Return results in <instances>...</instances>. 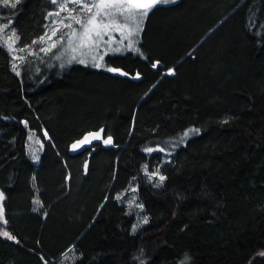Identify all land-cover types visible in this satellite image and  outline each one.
Returning a JSON list of instances; mask_svg holds the SVG:
<instances>
[{
    "label": "trees",
    "instance_id": "trees-1",
    "mask_svg": "<svg viewBox=\"0 0 264 264\" xmlns=\"http://www.w3.org/2000/svg\"><path fill=\"white\" fill-rule=\"evenodd\" d=\"M51 7L23 0L0 16L27 46ZM140 46L107 56L128 76L60 68L54 52L17 75L0 41V232L15 237L0 235V264H264V0L162 5ZM28 127L44 142L39 164ZM101 128L113 145L70 153ZM176 140L166 162L157 149ZM155 167L161 187L146 174ZM131 183L148 216L138 233L117 199Z\"/></svg>",
    "mask_w": 264,
    "mask_h": 264
},
{
    "label": "snow or ice",
    "instance_id": "snow-or-ice-1",
    "mask_svg": "<svg viewBox=\"0 0 264 264\" xmlns=\"http://www.w3.org/2000/svg\"><path fill=\"white\" fill-rule=\"evenodd\" d=\"M176 0H51V3L57 5L58 10L49 12V17H61V13H66L63 18L53 21V27L49 32L40 36L38 40L43 46L39 48V52L48 55L57 47L64 48L66 53L71 54L70 60L77 61L80 64L87 65L91 61L92 66L96 68L105 67L110 73L119 74L121 76H128L129 73L119 67H107L104 64V57L109 53L116 54L123 51L135 50L138 43L137 37L143 31L144 21L149 17L150 13L158 9L162 5L175 3ZM20 3V0H0V4L4 7H10L15 9ZM73 5L74 7H69ZM61 27L67 29L66 32H61ZM10 28V24L0 25V33L5 32ZM59 33V35H58ZM115 34H119V39ZM107 37V39H106ZM55 38V39H53ZM20 40L19 35L14 29L11 31V35L4 41L9 53H15L17 51L15 45ZM33 45L37 44V41L32 42ZM122 46V47H121ZM30 49V46H28ZM103 49V51H102ZM25 48L19 49V51H25ZM30 54L37 56L38 53L30 51ZM60 59V57H57ZM13 59H19L24 61V57L13 56ZM161 61L157 60L152 64V67L158 68ZM63 67V65H61ZM12 71L20 75L17 70V65L13 63ZM168 75H174L175 69L170 68L167 70ZM136 79L140 78V73L137 72ZM27 125V121L23 122ZM104 129L101 128L98 131H91L83 135L81 139L74 141L71 144L72 151H79L86 146L92 145L93 141H101L104 145H113V137L108 135L106 138L102 136ZM199 129H189L184 132V136L187 137L190 133H198ZM44 135L47 137L48 133L45 131ZM31 139V136L29 137ZM160 152H164V148L157 149ZM149 153L153 151L152 148L146 149ZM34 159H39L38 156L33 155ZM88 165L85 163V169ZM150 179L158 178L159 183L157 187L162 186L166 177L160 174L159 169L155 172L147 173ZM5 199L3 191H0V202ZM119 199V197H117ZM36 205L41 208L43 204L39 199L34 200ZM141 209L143 205H137ZM34 211L38 209H33ZM0 222L4 225L8 224V220L5 218V210L3 204L0 203ZM148 223V218L143 219V224ZM138 225H133L132 231L136 232ZM0 235L7 237L8 239H15L8 231L0 232ZM264 257V252L260 253Z\"/></svg>",
    "mask_w": 264,
    "mask_h": 264
},
{
    "label": "rangeland",
    "instance_id": "rangeland-1",
    "mask_svg": "<svg viewBox=\"0 0 264 264\" xmlns=\"http://www.w3.org/2000/svg\"><path fill=\"white\" fill-rule=\"evenodd\" d=\"M22 1L23 0H20V3ZM176 2H178V0H176ZM171 4H174V3H170V4H167V5H171ZM0 7L7 8V9H12L10 7H4L2 4H0ZM69 7H74V6L73 5H69ZM57 10H58L57 5L52 4V7L49 9L48 13L49 12H54V11H57ZM65 15H67V14L66 13H61V17H59V18H57V17H49L48 16V27H47L46 32H49V34H50V28L53 27V21L57 20V19H61ZM146 20L144 21L143 31H144V28H145ZM13 23H14L13 17H11L9 15L0 16V25H2V24H10V28L9 29H6L5 32L0 33V41L3 44H4V41L7 39V37L11 35L12 29H14L16 31ZM66 31H67V29H64V28L61 27V32H66ZM143 31L140 33L139 37H137L138 43L136 44V48L139 49V52H137L135 50H129V51H123L122 53H116V54L109 53V55L113 56V55H120V54H125V53H128V52H132V53H135L137 55L143 56L144 54H143V51H142L141 46H140V43H141V40H142ZM58 35H59V33H58ZM115 36H116L117 39H119V34H115ZM53 39H55V38H53ZM106 39H107V37H106ZM36 41H37V44H35V45L30 44V45H27V46H21L19 44V41L15 45L17 51L15 53H12V55L25 58L24 61H21L19 59H15V60L13 59V63H15L17 65V70L19 72L21 71L23 65L26 62H28L30 60H39V59H42L45 56L44 53L39 52V48L41 46H43L42 43L38 39ZM28 46H30V49L28 48ZM21 48H25L26 50L25 51H19V49H21ZM30 51H35V52L38 53V55L37 56H33V55L30 54ZM102 51H103V49H102ZM51 53H53V54L50 57V63L52 65L56 63V64L59 65L60 68L68 69V68L72 67L73 65H82V66L91 67V68H94V69L106 70L105 67H102V68L93 67L91 61H89V63L87 65L80 64L77 61L69 62L71 54L66 53L64 48H62V47H57L56 49H53V51ZM51 53H49V54H51ZM107 56L104 57V64L107 67H111L107 63ZM57 57H60V59H58ZM61 65H63V67ZM28 130H29L28 152H29L30 156L32 157L33 161L36 164H39L40 156H41V153H42L43 147H44V142H43V140L41 139V137L39 135L35 134L34 130H31V128H29V127H28ZM30 136H31V139H29ZM179 145H180V141L176 140V141H172V145H169V147H166V148L163 147L165 149V151H169L170 152V154L168 152L167 153L166 152L162 153L163 158H164V160L166 162H168L171 159L172 155L178 149ZM159 148H161V147H159ZM33 155L38 156L39 159L38 160L34 159ZM157 169H159V168H156L152 172H155ZM152 172H150V173H152ZM159 172H160V174L165 176V174H163V172H161L160 169H159ZM150 180L155 184V186L159 183L158 178L150 179ZM165 181L163 182L162 186L165 184ZM0 191H2V190H0ZM118 197H119L118 200L120 201V203L126 207L127 212L129 214H132V215L135 216L134 225H138L137 230H136L135 233H138L139 231H141L145 227L146 224H143V219L145 217L148 218V216H147V214L145 212L144 205L141 203V201L138 198L137 186L135 184L131 183V185L126 190H124V191H122L121 193L118 194ZM0 203H2L3 207H4L3 201L0 202ZM140 204L143 205L142 209L137 206V205H140ZM5 218H6V215H5Z\"/></svg>",
    "mask_w": 264,
    "mask_h": 264
},
{
    "label": "water",
    "instance_id": "water-1",
    "mask_svg": "<svg viewBox=\"0 0 264 264\" xmlns=\"http://www.w3.org/2000/svg\"><path fill=\"white\" fill-rule=\"evenodd\" d=\"M140 78H141V76H140ZM139 78V79H140ZM138 79V80H139ZM104 129V128H103ZM105 130V129H104ZM98 131V130H97ZM102 136H104V138H106V133H105V131H104V133H102ZM83 137V136H82ZM81 137V138H82ZM81 138H79V139H81ZM78 140V139H77ZM100 144H103V142H102V140L101 141H93V143H92V145H90V146H86L84 149H81V150H79V151H72L71 150V146H70V153L72 154V155H76V154H79V153H82V152H84V151H86L88 148H91V147H93V146H95V145H100Z\"/></svg>",
    "mask_w": 264,
    "mask_h": 264
}]
</instances>
